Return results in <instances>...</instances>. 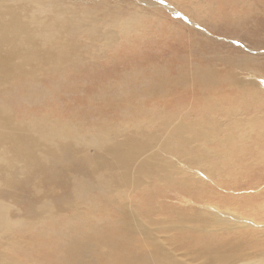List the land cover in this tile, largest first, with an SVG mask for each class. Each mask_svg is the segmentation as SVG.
<instances>
[{
  "label": "bare ground",
  "instance_id": "6f19581e",
  "mask_svg": "<svg viewBox=\"0 0 264 264\" xmlns=\"http://www.w3.org/2000/svg\"><path fill=\"white\" fill-rule=\"evenodd\" d=\"M162 1L183 9L186 15L197 10L194 0ZM229 1L210 0V3L218 11L228 7ZM85 3V0H0V264H24L25 257H29L32 264L35 260H32L33 253L29 255L31 250L54 257V261L47 264H264V236H261L264 235V223L242 219L229 209L219 211V204L207 208L179 207L182 203H177L176 207L171 204L162 209L156 201L152 202L157 195L150 188L151 184L170 187L174 183L172 172H176L177 166L162 159L160 150L164 148L166 154L173 153L167 140L184 128L181 124L173 126L164 121L161 126L172 134L155 132L149 144L147 140L142 142L133 138L134 130L115 137L113 127L108 124L82 132V128L71 130L66 123L54 118L53 121L47 117L24 119L29 100L43 97L41 93L45 89L39 92L36 85L46 83L51 86L52 80L58 79L62 90L68 94L76 91L74 84L81 77L88 78L86 81L91 79L80 75L74 66L76 55L69 51L79 33H85L98 23L87 10L93 6ZM231 9L228 14L232 22L224 14L218 17L223 29H212L224 35L227 32L236 34L233 38L254 47L249 49L250 52L263 50L264 0H246L243 10L247 11V16L242 18V8L232 6ZM110 31L113 33L114 30ZM205 32L210 34L211 31ZM254 34H257L256 39ZM214 55V60H219L222 66L221 76L212 68H202L195 62L170 79L161 77L164 74L155 75L142 93L155 96V99L162 97L163 91H180L193 86L207 93L220 89L235 93L242 102L254 103L257 97L264 96V64L225 52L216 51ZM197 59L203 61L206 58L200 52ZM236 74L242 79L234 81ZM84 90L92 95L88 92L90 87L84 86ZM90 95L81 100L87 107L94 101V95ZM13 107L19 111L15 113ZM68 117L78 120V113L69 111ZM187 144L181 143L182 150ZM139 155L141 157L136 159ZM184 159L181 161L187 164ZM151 170L158 171L159 175L162 170L163 176L158 180L162 184L155 183L157 175L155 172L151 175ZM229 171L234 170L229 168ZM146 177L150 179L146 180ZM125 189L130 192L125 196L126 201L135 197L143 203L122 202ZM140 191L147 194L141 195ZM92 192L102 202L93 198ZM77 194L84 197L83 201L76 198ZM193 194L189 195L192 199ZM227 196L239 199L238 195L229 193ZM158 200L165 203L168 198L161 195ZM123 206L127 209L123 219L119 220L117 212L122 215ZM109 207L115 208L116 216L113 212L111 216ZM194 211L196 214L192 213ZM93 213H97L96 218ZM254 226V231L248 233V228ZM209 229L217 231L221 237L214 236ZM28 230L38 237L48 234V239L36 241V236L29 241V235L23 237ZM6 245L14 249L9 250ZM16 255L20 260L13 258ZM37 264L44 263L38 261Z\"/></svg>",
  "mask_w": 264,
  "mask_h": 264
},
{
  "label": "rangeland",
  "instance_id": "374dc122",
  "mask_svg": "<svg viewBox=\"0 0 264 264\" xmlns=\"http://www.w3.org/2000/svg\"><path fill=\"white\" fill-rule=\"evenodd\" d=\"M85 1L87 6H93L87 10L94 15L93 20L97 18L98 23L97 26L89 28L85 33H79L76 36V42L71 45L72 47H69V51L76 55L73 61L76 63L74 66L80 75L89 76L91 79L86 81L88 78L81 77L74 84V88H77L76 91L68 92L69 95L64 93L58 79L52 80L51 86L46 83L36 85L39 87V92L43 88L45 89L41 93L43 97L29 100V104L26 106L28 109L24 112L27 117L24 119L40 120L47 117L53 121L54 118L55 121L61 120L66 123L71 130L76 131L77 128H82V132L108 124L113 127V133H117H114L115 137L125 136L126 133H131L134 130L133 138L142 142L147 140L146 142L149 144H151V135L155 132L158 135L169 136L172 134L161 126L164 121L173 126L181 124L184 128L177 134L174 132L167 140V145L171 146L170 150H174L173 153L166 154L164 148L160 150V153L163 154V156L160 154L162 159L177 166L176 172H172L175 176L174 183L170 187H155L151 184L150 188L157 195L156 200L152 202L156 201L162 209L171 204L176 207L177 203H182L179 207L190 205L207 208H215V204H219V211L229 209L233 214L241 215L242 219H252L251 221L257 224L264 223V96L257 97L254 103L249 100L242 102L235 93L222 89L218 92L207 93L204 89L201 91L200 88L193 86L180 89V91H163V96L155 99H153L155 96L149 97L142 93V90L146 89L156 78L155 75L164 74L161 77L167 76V79H170L178 71L185 70L187 65L195 64V62L202 68H212L218 76H221L222 66L219 64V60H214L216 51L225 52L231 56H245L248 59L251 58L252 61L264 64V49L250 52L249 49L254 47L233 38V35L236 34L227 32L224 35L223 32L212 29V27L217 30L223 29L218 17H222L224 14L226 19H230L232 22V18L228 14L229 11H232V6L237 9L242 8L244 14L240 15L241 18L247 16V11L243 10L246 0H230L228 7L219 8V12L211 5L210 0H194L197 10L192 15H186L183 9L162 0ZM109 29L114 30L113 33ZM99 30H102L103 33ZM205 30L213 33L207 34ZM253 36L255 39L257 38V34ZM248 37L252 39L251 36ZM200 52L206 58L203 61L196 60ZM241 79L242 76L236 74L234 81ZM36 86L35 88H37ZM84 86L90 87L88 92L92 95L85 92ZM86 95H94V101L88 107L81 103ZM208 99L209 102H206ZM13 108L11 109L15 113L19 111L15 107ZM24 108H22L23 111ZM69 111L77 112L78 120L69 119ZM18 117L20 118L21 115ZM199 125L200 127H198ZM187 127L191 128L186 130ZM116 129H118L117 132ZM198 134L202 136H198ZM191 135L195 137L192 138ZM182 142L188 143V146L183 150ZM164 146L166 147V145ZM140 157L141 155L136 159ZM183 159L188 163L184 164L181 161ZM192 162L193 164H191ZM229 168L234 171L230 172ZM154 172L157 175L155 183L162 184L161 181H158L163 176L162 170H160V175L155 170H151L149 173L154 175ZM147 179L150 178L146 177ZM125 190V195H121L122 202L135 205L143 203L142 199L138 200L135 197L126 201L125 196H129L130 192ZM190 193H194L193 199L189 197ZM229 193L238 195L239 199L229 198L227 196ZM95 194V192L91 193L93 198L102 202L100 197ZM140 194L146 195L147 193L140 191ZM161 195L168 198L165 202L166 205L159 202L158 197ZM76 198L83 201L84 197L78 195ZM84 201L87 202V200ZM189 202L192 205L184 204ZM74 205L75 203L72 204V206ZM109 209L112 216L115 208L109 207ZM126 209L123 206L122 215L117 212L119 220L123 219ZM98 213L102 214L101 211ZM192 213L196 214L195 211ZM96 214L92 215L96 218ZM147 215L150 217V214ZM98 217L100 216L98 215ZM255 227L248 228V233L253 232ZM37 228L42 229L41 226ZM209 232H212L214 236L221 237L216 234L217 231L209 229ZM25 235H29V241H33L37 236L36 233L29 232V230L23 237ZM47 236L48 234L42 237L37 236L36 241L40 238L48 239ZM5 247L9 250L14 249L7 245ZM31 253L34 254L32 260H35L32 264H37L38 261L44 264L54 261V257L41 252L31 250L29 255ZM13 258L20 260L18 255ZM57 259L60 258L57 256ZM24 264H31L29 257L24 258Z\"/></svg>",
  "mask_w": 264,
  "mask_h": 264
}]
</instances>
